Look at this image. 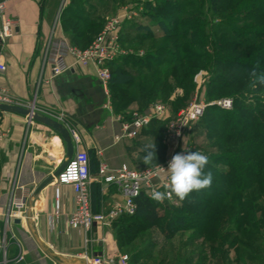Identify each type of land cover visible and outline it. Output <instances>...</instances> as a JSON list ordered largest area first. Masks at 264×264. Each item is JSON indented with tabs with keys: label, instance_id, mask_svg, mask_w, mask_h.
Segmentation results:
<instances>
[{
	"label": "trees",
	"instance_id": "1",
	"mask_svg": "<svg viewBox=\"0 0 264 264\" xmlns=\"http://www.w3.org/2000/svg\"><path fill=\"white\" fill-rule=\"evenodd\" d=\"M70 6L62 11L69 43L85 48L102 28L108 3L102 6L95 25H87L80 16H69ZM142 6L139 17H147L157 29L152 31L136 20L124 22L120 44L131 53L109 64L112 109L127 117L129 106L137 103V110L143 111L158 99L170 100V87H180V97L186 100L192 78L200 69L209 74L206 101L230 95L233 105L230 110L207 106L194 126L212 141L206 145L209 155L202 150L209 158L205 172L213 174L211 187L192 192L184 201L173 195L172 204H159L141 193L135 199V214L123 215L112 224L126 219L128 242L147 223L158 225L167 240L177 232L190 231L212 243L210 248L203 243L201 249L190 252L183 258L184 264H208L209 259L237 264L242 258L253 260L255 255L264 264L263 244L257 240L264 235V205L253 199L256 188L264 185V85L253 89L249 77L253 68L264 71V0H143ZM146 40L154 42L153 50H142L139 55L135 50ZM248 94L253 95L248 98ZM155 124L159 121L150 122ZM259 194L264 196V190L259 188ZM139 215L136 221L134 217ZM230 224L234 231L224 228ZM231 234L234 236L226 240ZM238 245L230 260L231 249ZM132 259L144 264L150 257L135 252Z\"/></svg>",
	"mask_w": 264,
	"mask_h": 264
},
{
	"label": "crops",
	"instance_id": "2",
	"mask_svg": "<svg viewBox=\"0 0 264 264\" xmlns=\"http://www.w3.org/2000/svg\"><path fill=\"white\" fill-rule=\"evenodd\" d=\"M142 1L119 3L115 12L130 10L134 12L131 21L136 20ZM70 2L7 1L6 13L17 24L1 53L6 70L0 74V86L7 88L13 104L27 107L32 103L34 112L62 123L69 131L74 151L82 149L88 153L92 208L96 212L106 211L121 197L116 190L107 194L115 186L98 179V166L103 162L110 169L122 164L139 168L143 153L138 144H143L144 129L135 138L115 141L121 127L117 117L121 114L107 108L111 101L109 91L99 81L95 66L78 65L67 57L68 67L52 76L46 48L54 40L68 41L62 11ZM109 12L104 10L103 14L107 17ZM137 107V103H132L128 110ZM64 156L65 145L58 133L25 116L0 111V213L12 198L21 195L27 198L25 215L19 223L14 219L5 229L0 221V241L4 239L5 249V255L0 249V264H56L59 258L73 257L94 264L115 262L116 243L111 228L96 226L84 234L69 226L73 208L70 186L54 180L35 193L38 185L60 166ZM56 186L58 198L54 194ZM96 187L101 189L98 199L94 195ZM106 203L109 207L104 206Z\"/></svg>",
	"mask_w": 264,
	"mask_h": 264
},
{
	"label": "built area",
	"instance_id": "3",
	"mask_svg": "<svg viewBox=\"0 0 264 264\" xmlns=\"http://www.w3.org/2000/svg\"><path fill=\"white\" fill-rule=\"evenodd\" d=\"M8 0H0V74L6 70L5 62L2 58V50L9 37L12 36L16 27V20L6 13ZM142 11V8H140ZM134 12L125 10L122 13L106 18L102 28L85 48H78L66 40L52 41L47 45L46 57L51 63V74L56 76L65 70L68 65L66 58L71 57L74 63L82 66L93 65L97 68V76L103 88L107 89L111 79L109 64L122 55L131 53L120 44V34L125 21L131 20ZM139 55L142 53L139 52ZM196 79L201 78L199 83L206 82L204 74L199 71L195 75ZM0 104H13L12 97L7 88L0 86ZM214 105L222 110H230L233 100L230 97L219 98L210 102L202 98L193 99L189 105L182 110L177 117L167 125V140L173 146L165 160L156 166L135 169L122 164L117 169H110L101 162L97 169L98 179L105 185L116 186L121 200L113 203L106 211L96 212L93 210L90 198V161L85 150L77 149L72 157L54 179L59 185L70 186L73 192V208L68 217V224L71 228L78 229L88 234L94 227H109L113 221L121 216H132L135 214L137 205L135 199L139 194L144 193L149 197L155 189L166 191L164 185L168 183V164L173 155L175 146L182 133L197 122L203 115L207 106ZM107 108L112 109L110 102ZM166 108L160 103H152L145 111L133 110L128 117L119 115L120 133L115 135V141L122 138H135L142 128L148 126L152 120L164 119ZM187 153V152H178ZM138 193V194H137ZM55 198L59 196V187L54 189ZM163 202L175 203L174 196L165 199ZM27 206V198L21 195L12 198L6 209L0 213V221L7 229L14 219L24 218ZM88 239H85L87 242ZM0 249H4V239L0 241ZM264 259V254H263Z\"/></svg>",
	"mask_w": 264,
	"mask_h": 264
},
{
	"label": "rangeland",
	"instance_id": "4",
	"mask_svg": "<svg viewBox=\"0 0 264 264\" xmlns=\"http://www.w3.org/2000/svg\"><path fill=\"white\" fill-rule=\"evenodd\" d=\"M88 1L90 3H88ZM136 1L137 0H125V2H127L128 4H132L133 2ZM115 2H118V0H71L70 2L71 10L70 12H68V14L69 16L71 15L80 16V18H82V20H84V22L87 25H95L98 24L100 20L99 17L100 15L98 14L102 11L103 8L102 6H105L106 3H108L109 6L107 8L109 9V11H111L109 12L110 14H107V18L119 14L115 12L117 9V4ZM136 21L140 22L144 26L146 25L150 26V29L152 31H155L157 29L156 23L149 21L148 18L145 16L144 17L138 16ZM212 22H219V20L212 19ZM67 40L69 42V40H71L70 37ZM153 47H154V42L152 40H146L142 43L141 47L139 49H136L135 51H138V53L139 52L143 53L142 50H144L145 52H150L151 50H153ZM199 71H201L204 74V78H206V80L208 81L209 78L208 72L203 69H200ZM198 72H196L195 75ZM143 74H147V73H143ZM195 75L192 78V89L189 92L188 99L184 100L180 97L183 94L182 89L180 87H174V88L170 87V89H172L169 95L171 98L170 100L158 99L153 102V103H160L165 106L166 117H164V119L158 120L159 124H155V125L149 124L150 125V126L148 125L149 127L146 126L141 129L142 131L144 129L143 138H142L143 144H138V146H142L140 149L142 150L143 153L142 157H143L145 155L144 152L145 145L155 142L156 152H157L156 161H154L152 166H147L142 162L143 164L139 166V168H135V169H145L161 164L165 160V158L169 155L173 147L171 145L172 143H170V141L167 140V136H166L168 123L174 120L177 117V115L182 110H184L193 99L202 98L206 101L207 82H204L202 84L199 83V81H201V78L196 79ZM141 78L143 77L141 76ZM252 95L253 94H248V98H250ZM225 97H230V95L221 98H225ZM151 105L152 103H150L148 107H146L143 111L147 110ZM133 110H137V108L130 110V112ZM200 119L194 124H192L187 131L185 130L182 133V135L178 139V143H176L177 145L174 147L175 153L184 152V151L202 152L203 150L206 152V154H208L207 153L208 150L206 151L207 149L206 145L208 147V144L212 142L211 140H209L210 137L205 136V132L203 130L200 129L194 130L195 124H198L200 122ZM149 129L152 130L153 132L151 133ZM214 150L215 149L213 147L212 151ZM140 156L141 155H139L138 158H140ZM259 188L264 190V185L262 187L256 188V195L254 196L253 199L255 202H258L260 205H264V196L259 194ZM115 190L118 191L116 186L114 189L111 190L109 189L106 192L107 194L110 195L112 192L114 193ZM100 194H101L100 187H96L94 192L95 198L98 199L100 197ZM246 196H249V199L251 198L250 193H246ZM92 197L93 196H91L90 193V198L92 199ZM164 203L165 202L162 203L159 202V204H164ZM91 205L93 206L92 201H91ZM104 206L109 207V204L106 203L104 204ZM140 216L141 215L135 216L134 219L136 218L135 220L138 221V218H140ZM125 220L126 219H121L109 226V229L111 228L110 229L111 235L113 236L114 242L116 243L113 246L114 247L113 255H115L113 256V258H115V262H113V264H139L141 261L134 262V259H132V255L135 252H143L150 257V259L147 260V262H145L144 264H159V262H162V264H184L183 258L187 256L190 252L196 251L199 248L201 249L203 243L205 246L204 248L206 247L210 248L212 244L211 242L204 240L203 237L192 234L190 231L177 232L169 240H167L161 234L158 225H150L147 223L143 224L142 227L137 231L136 235H133L134 238L132 239V241L128 242L126 240L125 232L128 231L129 225L127 224L128 222H125ZM232 226H233L232 224L225 225L224 228H229L230 230L234 231V229H232ZM233 236L234 234L227 236L226 240H228ZM237 236L238 238H241L242 232L239 231ZM257 240L258 243L263 244V249H264V235L262 239L258 238ZM239 247L240 246L238 245L231 249L228 257L230 260H233L234 258L233 252L236 248ZM241 248L243 251L250 252L249 249H245L243 247ZM206 254L208 255L209 252L206 251ZM97 262L99 261L95 260V263ZM208 264H228V262L227 261L221 262V260H219L218 263H214L213 259H209ZM231 264H234L233 261L231 262ZM237 264H263V263L260 260V257L255 255L253 260H247L246 258L245 259L242 258V262H239Z\"/></svg>",
	"mask_w": 264,
	"mask_h": 264
},
{
	"label": "clouds",
	"instance_id": "5",
	"mask_svg": "<svg viewBox=\"0 0 264 264\" xmlns=\"http://www.w3.org/2000/svg\"><path fill=\"white\" fill-rule=\"evenodd\" d=\"M249 77L250 86L253 89L257 85H264V71L253 68L249 72ZM144 152L145 155L141 161L147 166H152L157 156L155 142L145 145ZM208 163V156L199 151L173 155L167 167L169 177L168 183L164 185L166 191L154 189L149 198L162 203L165 199H171L174 195L180 201H184L192 192H199L211 187L213 174L211 171L205 172Z\"/></svg>",
	"mask_w": 264,
	"mask_h": 264
},
{
	"label": "water",
	"instance_id": "6",
	"mask_svg": "<svg viewBox=\"0 0 264 264\" xmlns=\"http://www.w3.org/2000/svg\"><path fill=\"white\" fill-rule=\"evenodd\" d=\"M0 111L10 112L20 116H25L27 117L28 120H33L41 124H44L45 126L49 127L50 129L58 133L64 142L65 145L64 159L62 160L60 166L38 185V187L35 190V193H38L41 189H43L44 187H46L47 185L51 184L54 181V179L65 168L70 158L72 157L74 152V145L70 138L69 131L63 126L62 123L48 116H43L34 112L32 103H30L27 107L11 105V104H0ZM14 222L19 223V219H15ZM56 264H94V263L82 258L73 257V258H59Z\"/></svg>",
	"mask_w": 264,
	"mask_h": 264
}]
</instances>
